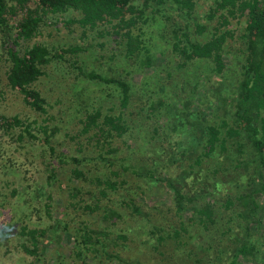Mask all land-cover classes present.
<instances>
[{
  "label": "trees",
  "instance_id": "obj_1",
  "mask_svg": "<svg viewBox=\"0 0 264 264\" xmlns=\"http://www.w3.org/2000/svg\"><path fill=\"white\" fill-rule=\"evenodd\" d=\"M0 264H264V0H0Z\"/></svg>",
  "mask_w": 264,
  "mask_h": 264
},
{
  "label": "rangeland",
  "instance_id": "obj_2",
  "mask_svg": "<svg viewBox=\"0 0 264 264\" xmlns=\"http://www.w3.org/2000/svg\"><path fill=\"white\" fill-rule=\"evenodd\" d=\"M203 2H204V1H202V3H201L202 6H204L205 4H207L206 2L203 4ZM53 31H54V29H53ZM54 32H56V31H54ZM60 34L63 35V36H61V37H60V36L56 37V38L54 39V43L67 42V41L71 40L68 34H64V32H62V33H60ZM236 56H237V55H236ZM233 67H235V66H233ZM13 110H14V111L17 110V107L14 106V107H13Z\"/></svg>",
  "mask_w": 264,
  "mask_h": 264
}]
</instances>
